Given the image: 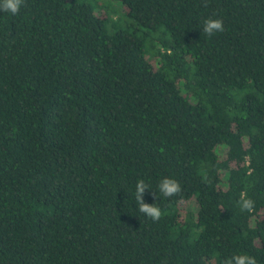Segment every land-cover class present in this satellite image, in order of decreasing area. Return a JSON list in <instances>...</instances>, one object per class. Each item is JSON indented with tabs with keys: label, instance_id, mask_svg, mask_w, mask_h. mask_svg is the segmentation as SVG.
I'll return each mask as SVG.
<instances>
[{
	"label": "trees",
	"instance_id": "trees-1",
	"mask_svg": "<svg viewBox=\"0 0 264 264\" xmlns=\"http://www.w3.org/2000/svg\"><path fill=\"white\" fill-rule=\"evenodd\" d=\"M99 1L0 12V264H264V0Z\"/></svg>",
	"mask_w": 264,
	"mask_h": 264
},
{
	"label": "clouds",
	"instance_id": "clouds-1",
	"mask_svg": "<svg viewBox=\"0 0 264 264\" xmlns=\"http://www.w3.org/2000/svg\"><path fill=\"white\" fill-rule=\"evenodd\" d=\"M23 0H0V12H8L13 15L17 14ZM205 6H207V0H205ZM224 24L221 19L208 18L204 21L203 32L208 36H212L216 32H223ZM148 185L140 180L136 185V203L138 205L139 212L145 214L153 221H157L162 216V211L156 204L145 203L143 195ZM159 192L165 197H172L181 192L180 184L171 178H164L159 184ZM153 197L156 198V194L153 193ZM239 206L242 211L251 212L254 208V201L247 198L245 194H241L239 200ZM223 264H257L254 257L246 254H233L231 257L224 260Z\"/></svg>",
	"mask_w": 264,
	"mask_h": 264
},
{
	"label": "rangeland",
	"instance_id": "rangeland-1",
	"mask_svg": "<svg viewBox=\"0 0 264 264\" xmlns=\"http://www.w3.org/2000/svg\"><path fill=\"white\" fill-rule=\"evenodd\" d=\"M100 2V1H99ZM100 5H102V9L106 10L109 14L111 22H113L112 19H117V15L120 16L124 12V8L122 4L117 0H104V3L100 2ZM114 12V13H113ZM128 19L126 16H120V21L117 24V27L126 28L128 26ZM186 205V203H185Z\"/></svg>",
	"mask_w": 264,
	"mask_h": 264
}]
</instances>
